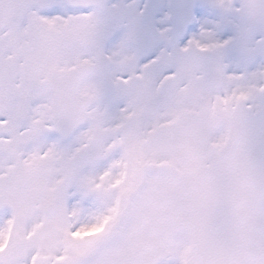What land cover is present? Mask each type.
<instances>
[{"label":"snow or ice","instance_id":"obj_1","mask_svg":"<svg viewBox=\"0 0 264 264\" xmlns=\"http://www.w3.org/2000/svg\"><path fill=\"white\" fill-rule=\"evenodd\" d=\"M0 264H264V0H0Z\"/></svg>","mask_w":264,"mask_h":264}]
</instances>
